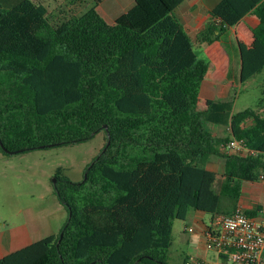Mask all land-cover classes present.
<instances>
[{
	"label": "trees",
	"instance_id": "16d2710c",
	"mask_svg": "<svg viewBox=\"0 0 264 264\" xmlns=\"http://www.w3.org/2000/svg\"><path fill=\"white\" fill-rule=\"evenodd\" d=\"M94 1L56 21L40 0H0V70L13 72L0 84L2 151L105 133L86 179L56 169L55 193L68 211L60 232L0 264H172L175 220L191 209L214 216L221 195L238 199L245 181L264 175V121L250 107L233 110L241 56L230 33L252 15L264 47V0H220L195 37L177 14L186 0H133L113 23L98 11L105 0ZM215 41L229 57L232 90L201 108L211 62L199 48ZM213 125L229 135H215ZM233 137L254 153L225 152ZM214 156L223 158L222 174L209 168Z\"/></svg>",
	"mask_w": 264,
	"mask_h": 264
},
{
	"label": "rangeland",
	"instance_id": "374dc122",
	"mask_svg": "<svg viewBox=\"0 0 264 264\" xmlns=\"http://www.w3.org/2000/svg\"><path fill=\"white\" fill-rule=\"evenodd\" d=\"M40 1L48 7L49 14L53 15L56 21H61L71 14H84L95 3L94 0ZM189 1L186 0L185 3H190ZM197 1L207 2L206 0ZM219 1L210 0V4H216ZM133 6V0H105L99 5L98 11L107 22L113 23ZM180 10H177V14L184 18V23L191 35L195 32V28L189 25L185 11H182L181 16ZM199 49L206 56L203 46ZM12 80V71L0 70V84L8 85ZM234 92L236 93L234 112L250 107L264 121V65L259 72L242 80ZM209 101L201 97L200 107H206ZM216 126L223 127L214 125L212 129L215 130ZM104 147L105 133L103 131L80 143L39 148L26 152L6 154L0 147V229L11 230L18 224L29 222L30 228H34L35 241L51 234H58L67 221L68 211L55 193L56 169L64 167L65 174L72 181L81 182L86 178L89 166L101 154ZM209 166L222 174L223 158L212 157ZM215 189L218 191V184L215 185ZM205 216L207 219L211 218L210 214H205ZM191 226H196L192 215H188L184 221H174L171 250L177 256H184L189 251L182 241L185 237L195 236V232L187 234L184 232L185 227ZM195 246L202 256L206 252L210 255L215 252L207 247L206 242L195 244ZM172 263L181 264V260Z\"/></svg>",
	"mask_w": 264,
	"mask_h": 264
},
{
	"label": "crops",
	"instance_id": "0c3cea01",
	"mask_svg": "<svg viewBox=\"0 0 264 264\" xmlns=\"http://www.w3.org/2000/svg\"><path fill=\"white\" fill-rule=\"evenodd\" d=\"M206 1L207 2L190 0V3L187 4L185 1L184 3L186 5L183 3L185 6L182 4L183 6L181 5L178 9L180 10V8H182V10H180L181 16L182 11H185V14H187L186 19L189 21V25L192 28H195V32L193 34L191 33L192 37H195L197 31L204 26L209 12L220 2L219 1L216 4H210V0ZM181 18L184 22V18ZM257 24L258 19L256 17L252 15H246L241 21H239L234 27L230 29L231 36L236 41L240 50V83L246 77L259 72V70L264 65V47L256 38L252 30ZM203 48L207 58L211 62V66L203 81L200 96L205 97L210 101L218 98L229 97L232 86L231 83L225 80L229 65V57L227 53L224 51L223 47L218 41H215L210 45H204ZM214 133L219 137H227L230 133V130L226 126H216ZM237 207H240L244 210H256L257 216H264V179L255 182L245 181L241 195L238 199L225 196L223 197L222 195L220 196L219 213L232 212ZM205 214L207 213L192 209L188 212V215H192L196 221V226H191L188 228L185 227L184 232L185 234L195 232V236L193 238H183L182 243L186 245L189 250L188 253L184 254V256H177L172 250L170 251L171 263H175L179 259L181 260V264L182 260L191 258L200 259L205 262L218 259L219 256L216 252H214L213 255H210L208 252H206L203 256L200 255L197 247L195 246V244H205V232L213 225V216L211 215V218L207 219ZM16 226L17 227L11 230L0 229V258L10 252L35 242L36 239L34 237V228H30L31 226L29 222L21 223ZM190 228H192V230H190Z\"/></svg>",
	"mask_w": 264,
	"mask_h": 264
},
{
	"label": "built area",
	"instance_id": "2783aa9c",
	"mask_svg": "<svg viewBox=\"0 0 264 264\" xmlns=\"http://www.w3.org/2000/svg\"><path fill=\"white\" fill-rule=\"evenodd\" d=\"M222 149L240 156L254 153L243 138H231ZM212 224L205 232L206 244L218 259L205 262L191 258L186 264H264V216H251L237 207L232 212L215 214Z\"/></svg>",
	"mask_w": 264,
	"mask_h": 264
},
{
	"label": "water",
	"instance_id": "95a60500",
	"mask_svg": "<svg viewBox=\"0 0 264 264\" xmlns=\"http://www.w3.org/2000/svg\"><path fill=\"white\" fill-rule=\"evenodd\" d=\"M109 142H110V141H108V144H109ZM86 177H87V175H86ZM85 179H86V178H85Z\"/></svg>",
	"mask_w": 264,
	"mask_h": 264
}]
</instances>
